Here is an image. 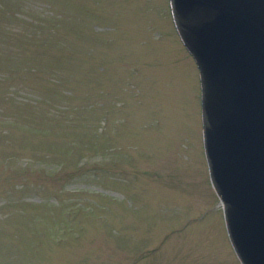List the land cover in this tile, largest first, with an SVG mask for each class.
<instances>
[{
	"label": "rangeland",
	"instance_id": "1",
	"mask_svg": "<svg viewBox=\"0 0 264 264\" xmlns=\"http://www.w3.org/2000/svg\"><path fill=\"white\" fill-rule=\"evenodd\" d=\"M172 29L167 0H0V264H238Z\"/></svg>",
	"mask_w": 264,
	"mask_h": 264
},
{
	"label": "water",
	"instance_id": "2",
	"mask_svg": "<svg viewBox=\"0 0 264 264\" xmlns=\"http://www.w3.org/2000/svg\"><path fill=\"white\" fill-rule=\"evenodd\" d=\"M173 1L205 74L213 183L240 257L264 264V0Z\"/></svg>",
	"mask_w": 264,
	"mask_h": 264
}]
</instances>
